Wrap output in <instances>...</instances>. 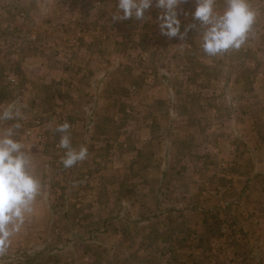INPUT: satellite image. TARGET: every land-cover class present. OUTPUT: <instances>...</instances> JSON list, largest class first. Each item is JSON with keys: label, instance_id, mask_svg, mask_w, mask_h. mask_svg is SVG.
<instances>
[{"label": "crops", "instance_id": "crops-1", "mask_svg": "<svg viewBox=\"0 0 264 264\" xmlns=\"http://www.w3.org/2000/svg\"><path fill=\"white\" fill-rule=\"evenodd\" d=\"M117 3L0 0V79L19 73L26 88L20 98L37 96L44 109L45 101L51 104L57 94L53 103L61 104L60 117L47 126L51 132L41 127L46 144L39 148L25 144L33 153L43 188H64L67 219L87 214L82 231H132L134 246L154 247L161 254L176 249L178 242L184 248L181 238L185 244L197 242L193 249L206 251L200 233L209 227L202 211L226 205L227 231H238L230 224H237L232 208L240 206L246 216L243 231L249 238L260 232L264 253V129L260 132L249 116L242 117L235 129L241 146L228 144L232 159L225 175L217 178L201 174L206 167L215 175L210 166L220 151L215 127L208 129L209 138L197 143L207 133L202 118L227 105L220 92L230 88L243 99L255 87L253 82H264L263 74L230 69L227 82L214 84L220 77L213 69L203 73L186 68L188 37L182 41L156 34L154 47L148 33L149 28L159 30L156 19L113 22ZM61 12L73 13L72 19L60 20ZM185 26L181 22L182 32ZM112 27L118 34L111 32ZM184 67L192 84L179 89L173 80ZM149 79L151 86L146 84ZM4 86L0 84V91L7 90ZM5 97L9 96L1 98ZM143 100L149 104L146 118L139 114ZM65 121L71 124L72 146L88 148L87 159L67 169L61 163L65 150L57 147L61 134L55 131ZM162 121L170 123L164 134L159 128ZM252 154L258 158L248 156ZM242 188L249 189L245 198L236 194ZM212 260L207 263L214 264Z\"/></svg>", "mask_w": 264, "mask_h": 264}, {"label": "rangeland", "instance_id": "rangeland-1", "mask_svg": "<svg viewBox=\"0 0 264 264\" xmlns=\"http://www.w3.org/2000/svg\"><path fill=\"white\" fill-rule=\"evenodd\" d=\"M65 1L68 2L69 0ZM249 3L258 12V16L246 44L239 50H232L224 55L210 57L203 52L200 46L199 32L193 29L187 35V40L189 41L187 45L189 64L186 68L189 67L203 73H211L213 69L214 73H219L220 77L219 81L216 80L214 84L227 82L226 75L230 69H253L255 70L253 71L255 76L259 77V74H263L264 78V0H249ZM224 7L225 0H216L217 11L222 12ZM181 9L182 12L179 19L182 23L186 25L197 23L198 25V22L193 21L191 15L195 10V0H187L186 3L181 5ZM159 11V9H156L146 12V16L151 17V19L146 20L157 19ZM184 13H187V15ZM59 17L60 20L67 21L72 19L73 13L61 12ZM153 29L149 28L148 33V37H151L152 41L153 35L157 34L159 37H163L160 34V30ZM111 32L118 34L119 30L117 27H112ZM152 44L155 47L154 41ZM159 48L154 51L157 52ZM190 64L192 65L190 66ZM186 68L179 70L181 71L179 76H175L173 80L179 89L190 83L192 84L188 71L185 72ZM10 77H14L15 82H10ZM21 79L22 76L19 73L17 75L7 74L1 77L0 84L4 83V87L7 88V90L5 89V94L9 97L1 98L4 96L0 95V106L9 105L13 102L23 106V119L19 121L21 128L18 130V138H22L23 142L32 148H39L46 144V133L41 130V127L45 125L47 128L53 118L58 119L60 117L61 104H54L57 94L51 99V104L49 101H45L44 109L41 108L43 100L37 96L30 95L27 99H24V96L20 98L26 90ZM152 82L153 79H149L146 84L151 86ZM252 84L255 87L252 85L253 89L243 99L239 98V91L232 92L230 88L222 90L220 95L225 96L223 98L227 101V105H222L217 113L208 112L204 116L208 120L202 118L205 121V132L206 127H208L207 133L202 134L201 139H198L197 143H203L206 138L210 137L211 134L208 129L211 126L216 128H214L213 134H216L220 139V151L218 154H214L215 157L211 160L210 165L213 166L211 168L212 171L214 169L215 175H213L211 169H207L204 166L205 172L201 173L202 176L210 179L211 177L217 178L218 174L223 175L225 173L232 159L231 153L228 152V144L230 142L231 144L240 143L239 145L241 146V141L236 136L235 129H238V122L243 116H249V122L255 123L256 129H259L260 132L262 131L261 129H264V82L257 81V83L253 82ZM148 97H152V95ZM5 100L8 102L4 103ZM144 101L146 100H143V103L146 104L143 105V109L139 108V114L141 116L144 115L143 117L146 118L147 116L145 115L149 111L147 108L149 100L147 98V102ZM245 106L248 108L243 110ZM45 113L47 114L46 116H44ZM12 123L14 121L0 123V128L7 127ZM169 126L170 123L159 122V128L163 134L167 131L169 132ZM233 131L234 137L231 140L230 137ZM28 132L32 134L28 135ZM48 132L50 133L51 129H48ZM40 136L42 137L41 140L38 139ZM158 144L160 145L161 143ZM248 156L258 158V155L254 154ZM171 178L169 176L167 179L170 181ZM178 178L179 176L176 174V179L178 180ZM223 179L228 181L227 177H223ZM193 180L195 183L196 175H193ZM236 191L237 196L239 195L243 198L249 194V189L247 188L236 189ZM64 197L63 187L57 189H51V187L43 188L42 195L39 197L41 199H38L35 206V214L29 219L21 232L13 238L6 255L0 257V264H200L202 261L208 264L213 263L212 259H215L214 264H264V258H261L264 253L260 251L259 247L261 234L259 231H255L254 236L249 238L248 234L243 231V222L246 220V216L240 206L232 208L234 216L237 213V217L235 216L237 224L234 221L231 224L229 223L230 226L235 227L238 231H227L226 223L230 218H228L229 207L223 208L226 205L212 207V210L208 207L202 208V210L206 209V212L205 210L202 212L206 215L205 224L209 227V230L200 233V235H203L202 241L204 240L206 251L201 252L193 249L196 247L197 242H192L194 245H189L185 244L186 240L184 238H181V241L184 242V248H181L182 242H178L176 249L172 247L174 250H165L161 254L154 247L151 250H142L134 246L132 231H82L87 214L79 219H67L68 214L65 211L68 210L69 204H66ZM232 210L231 215L233 213ZM219 226L220 231H215ZM194 239L197 240V236L193 237ZM212 239H214L213 242L216 241L213 247L211 246ZM217 241L222 244L220 245Z\"/></svg>", "mask_w": 264, "mask_h": 264}, {"label": "clouds", "instance_id": "clouds-1", "mask_svg": "<svg viewBox=\"0 0 264 264\" xmlns=\"http://www.w3.org/2000/svg\"><path fill=\"white\" fill-rule=\"evenodd\" d=\"M187 0H118L111 14L113 22L135 19H151L146 12L153 6L159 9L156 23L160 34L184 40L188 32H199L201 48L210 57L220 56L232 50H239L249 40L257 21L258 12L249 0H225L222 12L216 10V0H195L191 23L181 31V5ZM187 15V13H184ZM22 105L15 102L6 108L0 106V123L14 121L0 128V257L8 252L13 238L21 232L36 212V203L43 192V185L34 171L33 153L18 138L23 119ZM71 124L65 121L55 131L60 133L58 148L64 149L61 163L71 168L87 159L88 148L72 146Z\"/></svg>", "mask_w": 264, "mask_h": 264}, {"label": "built area", "instance_id": "built-area-1", "mask_svg": "<svg viewBox=\"0 0 264 264\" xmlns=\"http://www.w3.org/2000/svg\"><path fill=\"white\" fill-rule=\"evenodd\" d=\"M10 82H15V79H14V77H10V80H9ZM32 133L31 132H28V135H31ZM38 139L39 140H41L42 139V137L40 136V137H38Z\"/></svg>", "mask_w": 264, "mask_h": 264}, {"label": "trees", "instance_id": "trees-1", "mask_svg": "<svg viewBox=\"0 0 264 264\" xmlns=\"http://www.w3.org/2000/svg\"><path fill=\"white\" fill-rule=\"evenodd\" d=\"M0 95L4 96L5 95V92L4 91H0Z\"/></svg>", "mask_w": 264, "mask_h": 264}]
</instances>
